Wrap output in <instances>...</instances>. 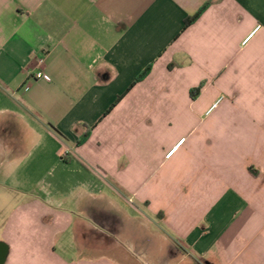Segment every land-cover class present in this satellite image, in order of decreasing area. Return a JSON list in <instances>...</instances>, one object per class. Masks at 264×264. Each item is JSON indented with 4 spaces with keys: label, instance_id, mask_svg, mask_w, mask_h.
I'll list each match as a JSON object with an SVG mask.
<instances>
[{
    "label": "crops",
    "instance_id": "obj_1",
    "mask_svg": "<svg viewBox=\"0 0 264 264\" xmlns=\"http://www.w3.org/2000/svg\"><path fill=\"white\" fill-rule=\"evenodd\" d=\"M0 264H264V0H0Z\"/></svg>",
    "mask_w": 264,
    "mask_h": 264
},
{
    "label": "built area",
    "instance_id": "obj_2",
    "mask_svg": "<svg viewBox=\"0 0 264 264\" xmlns=\"http://www.w3.org/2000/svg\"><path fill=\"white\" fill-rule=\"evenodd\" d=\"M40 64H43V62H44V60L43 59H41L40 61ZM35 78L36 79H43V80H46V81H50V77H49V75H47L46 73H44L43 71H40V72H38L36 75H35ZM28 89V87L26 88V90ZM224 98L223 97H221L214 105H213V108H215L217 105H218V103L219 102H221L222 100H223ZM183 142H185V140L183 139V140H181L180 141V143L172 150V151H170L168 154H167V158L169 159L170 157H171V155L173 154V152L177 149V147L180 145V144H182Z\"/></svg>",
    "mask_w": 264,
    "mask_h": 264
},
{
    "label": "trees",
    "instance_id": "obj_3",
    "mask_svg": "<svg viewBox=\"0 0 264 264\" xmlns=\"http://www.w3.org/2000/svg\"><path fill=\"white\" fill-rule=\"evenodd\" d=\"M203 10L200 11L198 14H196L195 16L189 18L186 22H185V28H187L188 26H190L192 23H194L202 14ZM203 83L200 85V87L197 89L198 91H200V89L203 87ZM89 137V135L86 136V139Z\"/></svg>",
    "mask_w": 264,
    "mask_h": 264
},
{
    "label": "rangeland",
    "instance_id": "obj_4",
    "mask_svg": "<svg viewBox=\"0 0 264 264\" xmlns=\"http://www.w3.org/2000/svg\"><path fill=\"white\" fill-rule=\"evenodd\" d=\"M224 98V97H223ZM175 129H178V128H175Z\"/></svg>",
    "mask_w": 264,
    "mask_h": 264
}]
</instances>
